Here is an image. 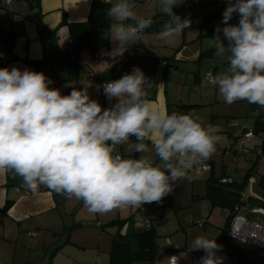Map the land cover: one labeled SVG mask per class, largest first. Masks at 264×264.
<instances>
[{
	"label": "clouds",
	"instance_id": "1",
	"mask_svg": "<svg viewBox=\"0 0 264 264\" xmlns=\"http://www.w3.org/2000/svg\"><path fill=\"white\" fill-rule=\"evenodd\" d=\"M179 3L157 0L168 17L159 32L167 42L191 24L174 13ZM135 8V0H116L107 11L113 21L108 36L116 42L108 53L113 59L153 24ZM234 13L237 25L228 23ZM222 23L209 46L217 56L228 53L227 66L206 76L226 104L246 100L264 107V0H229ZM51 83L43 72L0 68V170L20 177L33 194L44 187L102 215L159 203L178 181L191 179L189 170L210 159L221 140L198 116L169 113L149 99L154 82L139 67L103 85L107 99L117 101L109 108L91 99L86 88L62 95ZM133 137L140 156L125 158L118 146ZM220 248L203 235L191 244L192 251L205 252L198 264H223Z\"/></svg>",
	"mask_w": 264,
	"mask_h": 264
},
{
	"label": "rangeland",
	"instance_id": "2",
	"mask_svg": "<svg viewBox=\"0 0 264 264\" xmlns=\"http://www.w3.org/2000/svg\"><path fill=\"white\" fill-rule=\"evenodd\" d=\"M27 1L31 3L34 0ZM11 2L21 4L26 0H11ZM179 2L173 11L182 20H195L190 27L184 29L183 33L174 37L171 42L162 40L159 36L160 31L145 33L141 40H144L145 36L150 37L145 39L144 46L138 48L144 55H156L176 65V73L174 75L168 73L165 78L169 96L171 95L172 101H175L171 106V112L198 116L205 125H212L216 134L221 137L216 145L215 153L203 163L212 170L200 172L198 170L200 165L189 170L188 175L191 179L180 180L173 187L172 192L176 193L177 202L173 199V194L169 193L159 203H146L141 207L125 206L102 215L89 212L83 202L75 197L69 198L68 208L65 210L64 226L56 232V235L51 233L52 237L46 241L45 247L48 248V252L43 253L45 262L51 256L50 264H108L112 236L119 228L117 222L123 221L124 224L120 233L123 232L124 227L126 228L125 233H130L133 229L141 228L148 219L158 234L157 244L160 247L158 256L168 254V248H176V253L186 251L192 254L198 264L199 260L196 256L198 250H191L193 239L203 235L215 238L217 241L220 235L217 226L220 223L223 226L226 217L224 208L212 206L210 200L205 198L210 175L212 174L214 178L226 177L234 182H241L245 172L254 164L256 172L252 176L264 175V145H261L258 137L250 139L249 150L246 154L234 150V137L241 132L243 127H253L256 116L264 122V107L250 104L246 100H239L231 105L226 104L218 89L212 86L206 76L209 70L216 74L227 66L228 53L217 56L215 49L209 44L216 34V27L219 26L222 29L225 26L222 23L223 13L229 1L179 0ZM135 4L138 17L149 18L159 11L157 0H147L144 3L135 0ZM200 17L210 18L209 29L208 27L201 28L196 22V19ZM239 19V15L234 13L228 23L237 25ZM112 23L110 18V24ZM126 23H134V21H126ZM209 31L211 35H206ZM98 35H104L107 42H111L113 47L116 46V42L109 38L104 29H98ZM219 35L222 38L223 32L221 31ZM141 40L129 45L125 53H135V46L141 44ZM223 42L227 46L228 41L223 39ZM179 47L186 48L183 52L184 60L173 58ZM88 51H86L88 56H91ZM194 52L196 53L195 60H187L186 58L194 57ZM125 53L121 56V60L124 59ZM200 55L201 58L196 60ZM186 104L197 106L185 107ZM255 133L256 135L264 134V131ZM134 142L131 139L128 144L118 146L122 156L139 158L140 154L134 151ZM146 155L151 156L152 154ZM186 181L188 183L184 184ZM190 191L194 194L191 195ZM207 215L216 221H212L204 228L197 221L203 220ZM251 217L254 220L257 219L255 215ZM258 220L264 224V217ZM41 249L36 253L42 255Z\"/></svg>",
	"mask_w": 264,
	"mask_h": 264
},
{
	"label": "crops",
	"instance_id": "3",
	"mask_svg": "<svg viewBox=\"0 0 264 264\" xmlns=\"http://www.w3.org/2000/svg\"><path fill=\"white\" fill-rule=\"evenodd\" d=\"M102 1L109 3L110 7L116 2V0ZM138 1L144 3V1L147 0ZM90 2L91 0H34L31 3L23 2L21 4L11 2L9 8L0 11V32L8 34L12 38L11 52L14 59L0 66V68L7 67L11 69L17 67L22 71L25 69L36 71L31 65L24 61L39 60L43 56V49L38 37L35 18L39 16L42 24L47 30L57 29V43L59 48L63 50L65 48V41L68 37V28L66 25H62V22L64 20L67 23H81L86 21ZM175 14L178 15L177 13ZM155 15L164 14L160 11H156ZM202 19L204 18L200 17L196 20ZM194 21L195 20L192 22ZM200 27L202 28L203 26ZM150 32L157 33L158 31H144L141 35L143 37L145 33ZM209 32H207L206 35H211V31ZM147 37L150 36H145L144 40H141L142 43L135 46V53H132L134 56L145 58V60L139 62L134 68L139 67L144 72L145 76L154 82L150 90L149 99L158 107L164 108L171 113V106L175 101H172L171 95L169 96L167 89L168 84L165 78L168 73L174 75L177 71V67L173 65L171 61L160 59L156 57V55H144L140 52L138 47L145 45V39ZM107 41L104 35H98L99 47L95 53H91L86 49L80 51V70L79 79L77 81L65 79V70L60 66H56L50 73L58 80V83L56 85L50 84L49 87L59 89L62 95L70 94L73 87L78 90L86 88L90 98L98 101L103 107L101 86L98 82L90 80L89 77L92 74L97 77L103 76L112 65L120 62L121 56L113 59L108 55L114 47L111 42L109 43ZM147 44H149V42H147ZM151 44H153L152 41ZM128 49L129 47L127 50ZM86 51H88L91 56H88ZM184 51H186V48L179 47L175 51L173 58L175 60H184ZM125 52L127 53V51ZM94 54L100 55L101 57L94 58ZM103 55L106 56L104 57ZM193 56L194 57L191 58H185L187 60H195V52ZM198 59L199 56L196 60ZM117 70L119 69L116 68V70H114V74L118 72ZM46 71L48 70L44 69L42 72L45 73ZM131 72L132 71L129 73L131 74ZM116 102L114 98L112 106ZM256 119L261 120L258 116H256ZM252 129L253 127H243L241 132L234 137V140L241 133ZM258 133H260V131ZM259 177L260 176H251L242 192V198L245 200V203L240 206V213L248 217L254 216L250 215V210L253 207L264 206V191L259 187ZM185 183L187 184L188 181L184 182V184ZM171 193L173 194V199H176L177 202L176 193ZM190 193L191 195L194 194L192 191H190ZM196 196L199 195L196 194ZM68 199V197L57 194L44 187H41L37 194H33L23 185V181L20 177H14L11 172L0 170V264H44L43 253L48 252V248L45 247L46 241L52 237L51 233L56 235V232H59L64 226V216L65 210L68 208ZM210 211H212L211 208ZM255 216H257L258 219L264 217L260 215ZM206 217H209L210 221L202 225L204 228L215 220L208 215ZM150 225L153 227L151 222ZM224 225L222 226L220 223V225L217 226L220 230V235ZM125 229L124 227L121 234L125 233ZM220 235L217 238V244L220 240ZM40 248H42V255L36 253L39 252ZM237 249L239 248L232 246L229 242L223 243L217 255L223 258V264H237ZM167 250L168 254L157 255L152 263L142 262L138 264H169L172 255L178 257L180 264H197L194 256L186 251L176 253V248H168ZM248 253L255 255L250 252Z\"/></svg>",
	"mask_w": 264,
	"mask_h": 264
},
{
	"label": "trees",
	"instance_id": "4",
	"mask_svg": "<svg viewBox=\"0 0 264 264\" xmlns=\"http://www.w3.org/2000/svg\"><path fill=\"white\" fill-rule=\"evenodd\" d=\"M28 3V1L26 0ZM110 4L102 0H91L88 16L86 21L81 23H67L65 20L62 25L68 28V37L65 41V48L61 50L58 46L57 29L47 30L38 16L35 18V24L38 32V37L43 49V56L39 60H24L27 64L31 65L36 72H42L44 69L51 71L54 67L60 66L66 72V78L70 81H77L79 79L80 70V51L87 49L91 53L99 47L98 43V29H104L108 35L110 27V17L107 11ZM153 24L150 28L144 31H161L162 24L168 19L166 15H154L150 17ZM209 17L201 20L200 26L209 27ZM191 23H193L191 21ZM210 33V32H209ZM8 35V34H7ZM10 47L12 45V38ZM201 58V55L199 56ZM14 59V57L12 58ZM145 58L137 57L132 54H126L124 59L118 64L112 65L107 72L103 75L104 79L116 80L119 70H126L127 72L133 71V68ZM118 72L114 74V70ZM197 105H185V107H195ZM258 107H261L257 105ZM254 132L264 131V123L256 119L253 129ZM241 135V134H240ZM239 135V136H240ZM238 136V137H239ZM135 141V138H131ZM256 172L255 164L248 169L241 182L221 181L226 177L214 178L212 174L208 178L207 192L205 198L210 200L211 205H216L225 209V212L230 211L235 205L242 206L245 200L242 198L248 179ZM223 176V175H222ZM227 179V178H226ZM212 180V182H210ZM259 187L264 191V175L259 177ZM232 215L226 213L225 225L222 228L220 240L218 245L228 243V228ZM144 224L139 229H133L130 233L121 234L123 228V221H116L118 223V231L112 236L111 248L109 251L108 264H138L142 262L152 263L159 253L157 245L158 234L155 229L150 225ZM238 263L237 264H264V257L249 254L246 251L236 250ZM218 254V252H217ZM51 257V256H50ZM50 257L44 264H50Z\"/></svg>",
	"mask_w": 264,
	"mask_h": 264
},
{
	"label": "built area",
	"instance_id": "5",
	"mask_svg": "<svg viewBox=\"0 0 264 264\" xmlns=\"http://www.w3.org/2000/svg\"><path fill=\"white\" fill-rule=\"evenodd\" d=\"M11 6L10 0H0V11L7 9ZM197 23H201V20H196ZM104 57L106 55H103ZM100 55L94 54V58H100ZM12 52L10 47V38L6 33L0 32V66H3L12 60ZM45 76L48 77L52 83L56 85L58 80L50 73L46 71ZM129 74L126 70H119L118 77L121 78L123 75ZM90 80L98 82L101 86V95L103 98V107L109 108L112 106L113 99L109 101L104 94L103 85L111 82L112 80L104 79L103 76H94L93 74L89 77ZM258 137L261 145H264V134H257L253 130H248L241 133L239 137L235 139L234 150L243 154L248 152V144L250 139ZM261 151V149H260ZM211 168L208 165L201 164L198 170L200 172L209 171ZM229 178H223L221 181H229ZM231 214V220L228 228V242L232 246L243 249L247 252L253 253L256 256L264 257V224L259 222L257 219H252L251 216H246L240 213V206L235 205L234 208L226 212ZM250 215L264 216V206L253 207L250 210ZM210 221L209 217L203 220L197 221L199 225L207 224ZM146 226H149L148 221L145 222ZM205 255L203 250L196 251L197 259L200 261L201 257ZM177 258V262L172 259ZM169 264H180L179 259L176 255L170 257Z\"/></svg>",
	"mask_w": 264,
	"mask_h": 264
}]
</instances>
